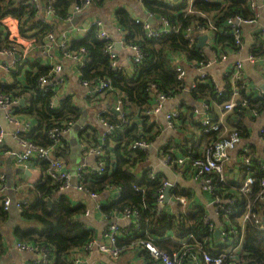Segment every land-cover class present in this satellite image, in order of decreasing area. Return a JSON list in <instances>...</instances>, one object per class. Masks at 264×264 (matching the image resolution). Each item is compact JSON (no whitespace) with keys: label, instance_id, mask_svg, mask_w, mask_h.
<instances>
[{"label":"trees","instance_id":"obj_1","mask_svg":"<svg viewBox=\"0 0 264 264\" xmlns=\"http://www.w3.org/2000/svg\"><path fill=\"white\" fill-rule=\"evenodd\" d=\"M91 1L93 5L104 7L110 0ZM83 2L84 0H53L51 4L49 0H39L36 5L31 0H0V16L10 14L17 18L20 21L21 34L34 38L31 49H41L46 46L47 35L49 33L57 35L72 14L73 7L80 6ZM47 5L54 9L51 18L44 15ZM142 5L159 20L165 19L168 24L166 27L175 26L177 31L148 38L142 23L135 22L126 10L117 9L115 19L121 29L123 45L137 47L142 56L141 62H135L134 55L131 56L130 71L121 69L120 65L118 68L112 67L111 60L106 54V47L114 41L112 38L100 39L98 29L94 25L87 30L85 36L73 37L69 43L66 42L68 52L78 51L80 48L86 51V62L80 69V80L97 82L100 78L108 79L111 85L108 92L120 96L123 111V117L112 113L102 116L114 128L104 137V173H85L84 187L92 193L104 192L108 187L117 188L118 196L109 201L107 208L110 213L124 212L126 209L139 212L138 227L129 226V230L126 233L122 232L117 240L118 246L122 248L121 253L129 247H139L140 251L143 250L141 255L148 264H161V260L153 257L146 249L145 244L150 242L159 251L169 255L179 252L188 257L206 252L214 256L220 253V250L215 249L218 240L209 231L210 225H213L211 223L214 222L207 220L204 209L199 205H189L188 211H179L177 214L158 210V195L164 190L166 179L160 172H155L151 178L149 175L154 170L147 164L148 150L132 149L130 146L136 141H145L150 145L156 135L153 119L143 114L150 108L152 95L157 92L164 94L167 99H172L186 88V80L178 78L171 55L179 54L190 63L202 60L200 52L204 49L196 47L195 35L200 34L198 27L212 35L211 46L216 53L228 49L235 50L233 34L226 26L227 19L236 16L248 19L252 17V11L247 0H192L191 4L189 0H178L173 6L163 0H143ZM187 28L192 29L190 37L193 40L184 37ZM254 36L250 53L255 57H264V33L259 31ZM9 47V41L0 35V50ZM17 68L18 72H25L24 83L18 82L15 77L14 83L0 81V94L17 99L24 96L26 101L24 106L15 105L13 115L21 113L28 116L33 126L27 132L19 131L18 136L37 145L49 147L53 141L48 131L54 127H64L69 122H77L81 115L80 110L69 96L64 95L58 99L54 86H49L46 92L40 90L39 79L49 74L51 69L49 66L32 68L27 57L17 65ZM16 74L13 72V76ZM189 91L195 100L207 103L206 114L212 115L213 118L220 116L216 113L215 107L219 109L220 105L231 97L229 80L223 91L218 90L211 82L202 81H196ZM239 94L240 98L236 100L233 109L224 112L222 128L217 132L202 131L200 125L190 117L189 123L194 129L190 135L185 131V125H180L179 129L184 133V138L176 147L181 153L179 156L202 157V147L227 137L231 132H237L244 140L248 137L249 125L245 119L249 112L258 115L264 113V97L247 93L243 89ZM55 98L57 103L54 102ZM243 101L245 104H242ZM178 113V120L182 121L183 113ZM93 133L84 130L79 133V138H83L89 146L95 147L98 141ZM65 145L62 139L54 148L57 157L65 159L68 154ZM0 152H3L1 146ZM161 152L169 157L178 156L177 153L166 152L164 148ZM255 158L251 157V164L257 167L258 171L250 170L256 180L249 193L239 192L242 180L229 179L217 182L216 175H213L220 198L235 199L233 206L235 213L229 214L226 220L234 225L237 232L240 230L238 216L244 211L247 203L252 205L253 211L261 213L263 201L260 199L261 186L257 180L262 175L260 160H263V157ZM35 163L43 171V177L28 190L31 195L30 203L22 205L20 212L23 224L33 225L18 226L15 234L21 239L47 247L50 257H53V262L49 264H68L67 254L83 246L93 237L92 233L77 221V216L85 212V206L71 204L64 193L54 195L56 183L45 174L49 164L46 161ZM189 177L186 175V178ZM177 187L169 192L177 197V200L182 197L188 199L191 196L186 190ZM46 199L52 200L51 206ZM222 213L223 211L219 212ZM7 215L8 211L0 203V225ZM230 262L264 264V233L246 222L243 225L240 249L235 256L226 254L223 259V264Z\"/></svg>","mask_w":264,"mask_h":264},{"label":"crops","instance_id":"obj_2","mask_svg":"<svg viewBox=\"0 0 264 264\" xmlns=\"http://www.w3.org/2000/svg\"><path fill=\"white\" fill-rule=\"evenodd\" d=\"M142 1L143 0H110L104 7H99L92 3L90 7L84 9L82 12L72 13L71 20L64 23L59 33L64 31L66 34L65 41L69 43L73 37L81 38L85 36L87 27L89 28L94 19H101L104 30L109 34L110 38L113 39L114 44L117 42L121 43V48L115 49L121 69L130 71V58L133 55V51L129 47L124 46L121 42L122 33L115 19V11L122 8L126 10L133 19L144 21H147V19L152 16L155 22L150 25L154 28L158 27L159 18H156L145 10ZM74 18H76V21L72 23V19ZM262 25H264V8L261 7L259 24L244 25L241 28L243 45L240 50L233 51L228 49L218 54L209 44L208 46L205 44L202 48L204 49L202 51L206 54L205 58L214 60L208 69V74L211 77V83L214 84L218 90H224L227 77L232 71L234 62L238 59L244 61L242 72L246 78V82L250 86L257 85L260 87L264 84V67L259 62L249 63L245 61V57L249 54L251 44L255 39L254 35ZM74 27L81 28V32H76ZM60 56V49L56 46L49 47L46 50L43 48H33L30 49L28 53V60L32 68L38 66L50 67L54 61L60 59ZM221 56L224 57V60L220 59ZM3 60L9 67L0 70V81L14 83L16 79L23 84L25 72H18L19 68H17V65L20 63L19 58L15 57L13 53L8 57L0 58V62ZM180 62L186 69L185 80L187 88L178 93L174 98L167 99L162 110L156 113V115L150 116V119L154 121L153 129L156 135L147 149V164L156 172L163 174L166 181L174 185L173 188L178 186L177 188L184 189L191 194L185 206L179 203L177 197L169 194V201L164 202L163 205H158V210L161 209L166 213L177 214L179 211H188L189 205H199L204 209L206 218L213 220L215 226L218 227L219 218L215 211L213 200L222 201L220 194H218V199L215 195L211 196L204 192L201 181L197 178L191 176L189 178H183L178 176V167L171 162H167L165 159L166 155L161 152L164 148L166 152L177 153L179 156L181 153L176 147H178L177 144H181L184 138V133L179 129L180 125H185V131L190 135L194 129L189 123V117L194 119L197 123V118L202 117L207 111L204 106L205 102L195 100L190 95L188 89L196 79L197 70L193 67L192 63L185 59H182ZM62 64L64 66L62 75L63 82L56 87L57 98L61 99L64 95L69 96L79 108L81 117L77 122V124H79V129H75L76 125H74L63 137V141L66 143L65 146L68 149V154L65 157V164L70 173L71 185L64 192H55L54 195L64 193L69 198L71 204L84 205L85 212L77 216V221L83 228H86L92 233V238L99 240L101 237L102 241H104L105 237L103 235L111 224L119 226L124 233L129 230V226L132 224L129 219L125 218L123 212L110 213L107 210L109 201L117 198L119 190L115 187L107 188L104 192L97 193V197L93 198L85 191L76 190L74 186L76 184V173L78 169L95 171L98 163L97 157L85 155L83 153L79 145V133L84 130L87 132H94L93 134L98 143H105L103 133L106 132L108 126L102 121L101 115L111 114L107 110V105H114L116 97L108 91L96 98L88 96L89 89L81 83L79 78L80 71L76 68L73 60H64ZM13 72L17 74L13 76ZM56 77H58V75L51 77L52 81H55ZM53 88H55V86ZM23 97L24 96L19 97V100ZM17 104L20 105L19 101ZM215 109L219 116L221 114L220 109H218V107H215ZM175 111L183 113L182 121L181 119H177L175 126L170 127L167 124L166 114ZM213 112H215V110H213ZM6 118L7 121H4V124L0 123V130L3 135L2 142L0 143V146L3 147V152H0V175L3 176L4 195L9 197L13 203H21L24 199H27L28 202L26 204H28L31 199L28 190L33 188L34 183L42 179L43 171L35 161L27 162V164L25 163L26 166L22 167L24 170L23 172L17 171V169L21 167L17 165L15 155L21 150V146L12 137L17 129H23L24 122H30L31 126H33V122L28 116L21 113H16L14 119H12L13 121H10L7 116ZM245 121L249 125V134L245 140L241 138V143L230 150V161L225 168L226 180L235 179L236 181H240L243 179L240 159L241 150L245 145L249 147V154L251 157L261 158L264 156V141L259 135V128L264 121V113H260L257 116L250 115L249 113ZM203 148L204 147H202L201 151ZM252 170L258 171V168L253 167ZM263 203L264 202H262L260 207L261 213L263 212ZM26 204L20 205V209H18L19 214L12 221L9 218V207L7 218L0 225V264H34V262L42 263L44 260L46 261L45 264L53 262V257H50L47 247L34 241L21 239L15 234L16 227L24 225L20 212L23 207L22 205ZM31 225H33V223H25L24 226ZM21 245H25L24 249L21 248ZM140 249L139 247L132 246L127 248V250L121 253L117 258H112L108 254L101 252L100 248L97 246H94L90 250H85L84 247L81 246L70 251L66 258L68 264H73L75 261H77L78 264H148L141 255L143 250L140 251ZM44 250H46V253L43 252ZM182 264L205 263L202 260L199 263H195L188 256L183 259Z\"/></svg>","mask_w":264,"mask_h":264},{"label":"built area","instance_id":"obj_3","mask_svg":"<svg viewBox=\"0 0 264 264\" xmlns=\"http://www.w3.org/2000/svg\"><path fill=\"white\" fill-rule=\"evenodd\" d=\"M39 0H31V2L38 4ZM50 3H53V0H49ZM178 0H168L167 2L173 6L177 4ZM192 0H189V4H191ZM249 7L252 11V17L248 19H244L241 17H230L227 19L226 26L230 29V32L233 34L236 49L233 51H238L243 45V39H242V32L241 28L244 25H253V24H259L260 19V8H264V0H247ZM92 4L91 0H84L82 5L80 6H74L72 9V13H80L84 9H87ZM44 15L47 18H51L54 15V9L51 7V5H47L44 10ZM72 14L67 18L66 21L71 20ZM42 19V18H41ZM45 20V19H44ZM135 22L142 23L143 28L146 31V35L148 38H155L161 35H167L171 34V32L177 31L175 26L173 27H166L167 21L163 18L159 20V26L154 28L150 25L148 21L135 19ZM94 25L98 29V37L100 39H109V34L104 30L103 28V22L101 19H94L89 26V28ZM87 27V30L89 29ZM76 32H81V28L74 27ZM86 30V32H87ZM198 30L200 31V35H206L207 41L206 45L208 44L212 45V35L209 32H206L201 29V27H198ZM0 35L3 39L6 41H9V48L0 50V58L2 57H8L14 53V56L19 58V61L22 62L24 59L28 57V53L30 49L32 48L34 44V38L23 36L20 32V21L15 18L14 16L10 14H5L0 16ZM264 33V25L260 27L258 32ZM192 32L191 28H187L186 32L184 33V37L189 40H193L192 37H190ZM197 36V35H195ZM58 38H61V41L58 42ZM66 34L64 31H61L59 34L49 33L46 37V46L43 49H48L49 47L56 46L60 49V59L54 61L51 64V69L48 75L42 76L39 79V87L40 90L43 92H46L49 89V86H55L53 88L56 90V87L59 86L60 83L63 82V72H64V66L62 62L64 60H73L74 64L76 65V68L80 71L82 67L85 65V58H86V51L82 48H80L78 51H72L68 52L67 49V43L65 41ZM122 42V41H121ZM123 44V42H122ZM133 51L134 55V61L135 62H141L142 56L139 53V50L137 47L132 46L129 47ZM251 48V47H250ZM106 54L108 58L111 60V65L114 68H118L119 62H118V55L114 49V43L108 44L106 47ZM205 52H200V57L202 60L200 62H191L193 67L197 70V76L195 81L188 87L190 90L191 87L195 85L196 81H202V82H211V77L208 74V69L212 65V62L214 61L206 59L205 58ZM171 59L174 63V69L176 73L178 74V78L185 79L186 77V69L181 64V60L183 57L179 54L171 55ZM221 60H224V57L221 56ZM245 61L249 63H256L259 62L264 67V57H255L250 53L245 57ZM243 60L238 59L234 62L233 68L231 73H229L226 84L229 80V88H230V99L225 102L224 104L220 105V116L218 118H213L212 116L208 114H204L202 117L197 118V124L200 125L202 128V131L204 132H217L222 128L223 124V117L224 112L230 111L233 109L235 102L237 99L240 98L239 91L245 90L247 93L255 94L257 96L264 97V91L257 85L250 86L246 82V78L243 75L242 68H243ZM9 65L3 60L0 62V70L7 69ZM58 75V77L55 78V81H52L51 77H55ZM81 81V80H80ZM52 82V83H51ZM83 86L89 89V95L90 97L96 98L101 95H103L106 91L111 90L110 81L105 78H100L97 82L94 81H81ZM187 88V86H186ZM57 97V96H56ZM115 102L114 109L120 114L118 116L123 117V111H122V103L121 98L119 95H115ZM167 98L162 93H154L151 98V106L150 108L143 112L145 116H152L156 115V113L160 112L164 106V103L166 102ZM19 99L13 98L7 95L0 94V109H4L6 112V116L10 121H13L14 115H13V106L17 105ZM57 99L55 98L56 102ZM242 104H245L243 101ZM205 108H208L207 103H204ZM250 115L257 116L258 114L255 112H249ZM113 114V113H112ZM101 115V119L108 126V129L106 132L103 133L104 135H107L112 132L114 129L111 125H109ZM179 117L178 111L175 112H169L166 114V120L167 124L170 127L175 126V122ZM76 122H69L64 127H54L51 128L48 131L49 137L52 139L53 144L49 147H44L41 145H37L35 143H32L27 140H23L18 136L19 131L27 132L31 128L30 122H24L23 129H17L13 134V139L17 141L20 146L21 150L15 155L16 163L19 167H25L27 162L30 161H46L49 166L46 170L45 174L52 179L54 183H56L55 192H64L67 188L70 187V173L67 170L65 159L59 158L56 156L54 148L59 145L63 139V137L70 131L72 126ZM81 132V131H80ZM84 132V131H82ZM259 135L264 141V121L261 124L259 128ZM3 135L0 133V143L2 142ZM241 137L238 135L237 132H231L227 137H224L222 139H219L215 142H212L211 144L204 147L202 153V157L198 158H187L184 156H177V157H169L166 156V161L171 162L173 165L178 167L177 175L183 178H186V175H189L191 177L197 178L201 181L202 188L204 192L210 194L211 196H216L217 190H216V183L213 181V175H216L217 182L218 181H225V168L230 161V150L234 149L239 143H241ZM103 142H99L97 146L91 147L88 145V143L83 139L79 138V145L82 148V151L85 155H93L98 158L97 167L94 170H84V169H78L76 173V184L74 188L78 191H85L87 192L91 197L96 198L97 193L89 192L84 187V174H89L96 172L98 174L104 173V162H103V155L104 149H103ZM149 144L145 141H136L131 144L130 148H142V149H148ZM262 158V157H261ZM259 158V159H261ZM264 156L263 160H260V167L262 169V175L257 180L259 185L261 186V192H260V199L264 202ZM26 163V164H25ZM251 155L249 154V147L245 145L241 150V159H240V168L242 172H244L243 179L241 181V186L238 188L239 192L241 193H249L251 191V187L253 183L255 182V178L253 177L251 173L252 167H254L251 164ZM155 170L150 173V177L153 178L155 175ZM167 184H171L168 181L165 182V186ZM172 188H173V184ZM164 186V188H165ZM113 188V187H108ZM171 188V189H172ZM164 190H162L158 195V205H163V195ZM218 194V193H217ZM219 199V198H218ZM179 203L182 206H185L187 204L186 198H178ZM28 201L27 199H24L21 203H16V207L20 209L21 204H26ZM235 199H222V201L213 200V204H215V211L218 214L219 218V226L216 227L214 223H211L213 225H210L209 231L214 234V231L216 229L219 230V237L216 239L218 240L217 246L215 247L216 250H220V253L217 255H210L209 253H202V254H192L189 257L191 260L195 263H199L201 260L205 264H223V259L226 256V254L235 256V253L240 249L241 242H242V235H243V225L246 222L251 223L253 227H256L257 229L261 230L264 233V216L262 213H259L257 211L252 210V205L250 203H247L245 205L244 211L241 213V215L238 216V225H240V230L238 232L236 231V228L234 225L226 220L227 216L231 213H235V210H233ZM0 203L4 207L6 211L9 210L11 199L4 195V181L3 176L0 175ZM98 207V205H97ZM220 211H223L222 214H219ZM125 218L129 219L132 222V226L134 228L138 227V216L139 212L136 210H129L126 209L124 212ZM219 215H221L219 217ZM221 217H223L221 219ZM207 220H211L208 219ZM213 221V220H212ZM122 230L119 226L115 224H111L108 226L104 233L105 240L102 241V238L100 237L99 240H96V238H92L89 241H87L83 247L85 250H90L94 246H97L100 248L101 252L108 254L112 258H117L122 251V248L118 246L117 240L122 234ZM215 236V235H214ZM25 245H21V248L24 249ZM146 249L149 250L150 254L161 260V264H182L183 259L186 257L185 254H181L179 252H174L172 254H166L161 251H159L155 246H153L150 242H147L145 244ZM46 253V250L43 251ZM46 261L44 260L42 263L34 262V264H45ZM73 264H78L77 261H75ZM229 264H235L234 262H230Z\"/></svg>","mask_w":264,"mask_h":264},{"label":"water","instance_id":"obj_4","mask_svg":"<svg viewBox=\"0 0 264 264\" xmlns=\"http://www.w3.org/2000/svg\"><path fill=\"white\" fill-rule=\"evenodd\" d=\"M76 21V18H74V19H72V23H74ZM147 21L150 23V24H152V23H154L155 21H154V18L152 17V16H150L148 19H147ZM207 36L206 35H200V34H197V43H196V47L198 48V49H202L204 46H205V44H206V41H207ZM61 41V38H58V42H60ZM121 48V43L120 42H117L116 44H114V49H120ZM260 88L264 91V84H262L261 86H260ZM57 102V101H56ZM19 104L21 105V106H24V104H25V99L24 98H21L20 100H19ZM108 107H107V110L110 112V113H113V114H116V115H119L120 114V112H118V111H116L115 109H114V107L113 106H109V105H107ZM81 123V122H80ZM75 129H79V124H77L76 126H75ZM17 171L18 172H23L24 170L22 169V168H18L17 169ZM171 188H172V185L171 184H167L166 186H165V188H164V193H163V195H164V197H163V200H164V202H168L169 201V192H170V190H171ZM47 200V202H48V205L50 206L51 205V200L50 199H46ZM262 215L264 216V203H263V212H262ZM214 235H215V237H219V230L218 229H216L215 231H214Z\"/></svg>","mask_w":264,"mask_h":264},{"label":"rangeland","instance_id":"obj_5","mask_svg":"<svg viewBox=\"0 0 264 264\" xmlns=\"http://www.w3.org/2000/svg\"><path fill=\"white\" fill-rule=\"evenodd\" d=\"M0 123L1 124H4V121H7V118H6V112L4 109H0ZM81 117V115H80ZM78 122V121H77ZM77 122L74 124V125H77ZM73 125V126H74ZM72 126V127H73ZM19 212H18V208L16 207V202L13 203L11 201V204H10V211H9V218L12 220H14L17 216H18Z\"/></svg>","mask_w":264,"mask_h":264}]
</instances>
